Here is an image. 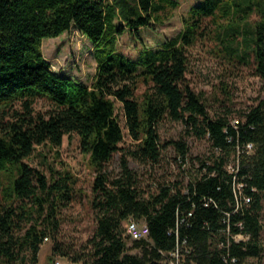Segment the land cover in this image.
Returning a JSON list of instances; mask_svg holds the SVG:
<instances>
[{"label": "trees", "instance_id": "obj_1", "mask_svg": "<svg viewBox=\"0 0 264 264\" xmlns=\"http://www.w3.org/2000/svg\"><path fill=\"white\" fill-rule=\"evenodd\" d=\"M178 7V0H0L3 264H38L45 238L58 231L57 213L72 199L74 177L64 169L48 179L25 161L37 147H60L73 134L97 173L92 202L97 226L79 252L56 243L48 264H56V256L75 264H165V254L179 242L191 250L186 264H244L262 256L264 93L232 124L209 116L187 74L190 49L212 34L209 20L216 24L219 54L251 67L264 81V0H203L191 6L184 30L160 48L145 49L137 59L119 52L118 36L127 30L138 35ZM74 27L94 45L98 68L91 86L55 72L44 56L45 39ZM141 84L145 91L138 97ZM39 100L47 104L40 111L35 108ZM118 103L128 147L121 145L126 136ZM164 121L183 122L188 134L207 138L212 155L197 158L200 165L187 175L186 184L156 177L154 192L145 196L130 158L161 167L163 149L174 145L175 159L185 174L189 169L184 140L161 143ZM250 143L253 153L242 154L239 167L231 171L237 146ZM117 153L121 171L111 177L105 169ZM130 219L146 223L149 237L130 244L125 237ZM238 235L244 239L237 241Z\"/></svg>", "mask_w": 264, "mask_h": 264}, {"label": "rangeland", "instance_id": "obj_2", "mask_svg": "<svg viewBox=\"0 0 264 264\" xmlns=\"http://www.w3.org/2000/svg\"><path fill=\"white\" fill-rule=\"evenodd\" d=\"M203 0H178L179 7L162 14L163 22H152L151 27L143 28L139 34L127 30L118 36L119 52L132 59H137L145 49H158L163 43L179 35L184 30L183 19L193 5ZM121 23L120 20L116 21ZM206 25L211 31L207 38L199 41L190 49V67L187 79L191 87L200 94L207 105L209 116L213 119L225 118L232 124L243 119V113L255 105L264 93V81L254 75L251 67L230 63L219 54L218 40L215 36L216 24L207 20ZM213 31V32H212ZM140 39H143L141 42ZM43 52L52 69L67 75L76 81L91 86L94 82L98 64L95 59V49L92 42L75 27L58 38L45 39ZM145 86L140 85L137 96L141 97ZM47 104L39 100L35 108L40 111ZM117 114L125 132V142L122 146L131 144L125 124L121 105L117 104ZM15 108H18L16 106ZM161 143L184 140L190 149L188 172L185 174L182 164L175 158L179 157L174 145L162 151L161 167L155 164H141L130 158V167L138 174L141 191L145 196L154 192L153 183L156 177L187 183V175L200 165L197 158L207 159L212 155V149L207 138L201 139L196 134L187 132L183 122L164 121L159 129ZM25 162L42 171L48 179L55 172L64 169L71 172L74 179L72 199L60 205L57 219L60 222L58 231L49 232V240L45 241L39 253L38 264H48V258L56 243H63L79 252L88 240L93 237L97 220L92 208L94 199L93 186L97 173L90 161V155L82 151L79 137L73 134L66 136L60 147L43 145L36 148L31 158ZM121 154L117 153L106 165V171L111 177H116L121 171ZM7 183V181H5ZM2 197L0 190V198ZM31 205V204H30ZM263 230L260 241L264 246V195L261 210ZM37 215L33 218L37 220ZM46 224V223H45ZM47 225V224H46ZM129 240V239H128ZM130 244H131V240ZM55 263L70 264L66 258L56 256ZM0 264H3L0 260ZM84 264V263H76ZM244 264H264V253L260 258H250Z\"/></svg>", "mask_w": 264, "mask_h": 264}, {"label": "built area", "instance_id": "obj_3", "mask_svg": "<svg viewBox=\"0 0 264 264\" xmlns=\"http://www.w3.org/2000/svg\"><path fill=\"white\" fill-rule=\"evenodd\" d=\"M254 151V145L253 144H247L245 147L242 146H237V155L236 159L231 160L233 162L232 165H230L229 169L233 171L235 169L234 166L239 167V161H240V156L242 154H252ZM243 187L242 184H239V189ZM248 202L250 199H246ZM150 235V229L146 223L143 222H137L134 219H130L127 223L126 226V233L125 237L130 238V240H141V239H146ZM236 240L239 241L241 239H244V236L238 235L235 236ZM49 237L45 238V241H48ZM179 242L177 248L165 255H168L167 259L164 261L165 264H186V258L187 255L191 253V250L186 247V243ZM184 248V251H183ZM233 262H237L236 259L233 260ZM56 264H61V262H57ZM70 264H75V263H70Z\"/></svg>", "mask_w": 264, "mask_h": 264}]
</instances>
